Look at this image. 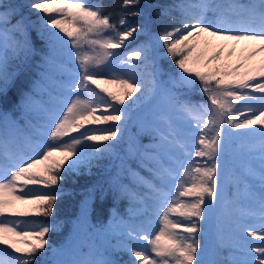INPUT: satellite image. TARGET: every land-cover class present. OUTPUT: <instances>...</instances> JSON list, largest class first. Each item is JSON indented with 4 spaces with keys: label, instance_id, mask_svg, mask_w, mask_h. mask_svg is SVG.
<instances>
[{
    "label": "snow or ice",
    "instance_id": "obj_1",
    "mask_svg": "<svg viewBox=\"0 0 264 264\" xmlns=\"http://www.w3.org/2000/svg\"><path fill=\"white\" fill-rule=\"evenodd\" d=\"M139 2L122 0L121 7ZM28 7L47 50L39 78L20 98L25 126L0 112V264H118L109 234L126 238L116 248L134 258L131 264H264V0L157 5V15L173 21L155 36L163 54L151 42L119 52L147 25L129 26L123 15L114 23L102 3L33 0ZM17 15V5L0 0V97L36 55L24 18L13 23ZM161 55L171 57L175 71L160 66ZM197 92L206 99L193 100ZM153 99L159 111L153 123L134 119ZM129 122L152 134L143 151L133 135L127 148L149 172L131 173L145 191L130 190L118 176L112 185L138 205V222L88 224L86 199L74 235L52 246L47 234L59 225L35 218L53 216L66 174L118 156ZM100 123L108 126L86 127ZM238 160L239 171L230 167ZM214 216L216 247L228 250L226 259H206L198 238ZM85 228L93 230L91 240L80 244L76 234ZM249 238L260 243L254 247Z\"/></svg>",
    "mask_w": 264,
    "mask_h": 264
},
{
    "label": "trees",
    "instance_id": "obj_2",
    "mask_svg": "<svg viewBox=\"0 0 264 264\" xmlns=\"http://www.w3.org/2000/svg\"><path fill=\"white\" fill-rule=\"evenodd\" d=\"M32 2L33 0H3L4 4L13 3L18 6V15L13 18V23L21 17L24 18V22L28 26L31 42L36 49V55L27 63V65H22L18 69L17 76L15 77L13 84L9 87L6 95L0 97V112L9 113L22 127L25 126V118L22 109L18 107L20 98L22 93L32 90L33 82L39 78L40 69L37 68V65H39L38 61L42 60V56L47 50L45 41L40 35H38L40 22L38 21L36 12L28 7ZM173 2L174 0H140L138 5H131L127 8L121 7L122 0H89L88 3H102L105 14L111 13V18L114 23H117L120 16L123 15L129 26L147 25V33L145 35L137 36L135 40L131 39L128 41V51L130 46H134L142 40L140 38L143 37L147 40L148 37L155 52L163 54L166 52V49L162 46H156L157 41L155 36L161 31L170 29L173 26V21L168 16L157 15L159 8L156 6L168 5ZM136 12H140L141 15H134ZM173 15L177 16V18L179 17L178 12L173 13ZM123 48L124 47H121V49ZM157 62L165 70H168L169 68L173 71L176 70L175 65L171 62V57L169 56L161 55ZM109 78L110 76L107 77V79ZM107 85L108 87L103 84L102 87H106L112 91H117V88H120L116 84L112 88H110L112 85ZM192 99L201 100L206 98L202 97L197 92L192 94ZM144 104L133 112L134 119ZM242 111L244 110L242 109ZM97 114L102 115L103 113L98 112ZM107 114H111V112L109 111ZM107 126V124L100 123L98 125L86 127L104 128ZM138 130L139 126L136 123L129 122V129L124 133V137L116 149L118 156L105 157L97 162L98 166L94 165L91 169L81 168L79 172L68 173L65 175L64 179L60 181L59 188L61 189V195L54 204L53 216L48 218H35L59 225L56 230L47 234L52 246H59L65 240L70 239L74 235V225L78 217L81 215L82 202L86 199L90 200L87 217L88 224L101 226L119 218H127L131 222L137 219L134 216V210L138 205L134 204L128 196L120 195L114 189L112 179L118 176L120 183L127 185L130 190L140 193L145 191L142 187H137L134 179H132L128 173L130 169H133V171L138 172L141 176H149L147 168L140 165L141 161L139 156H133L126 153L130 135L136 137L139 134V141L147 138L146 135L141 138L140 133L142 131L140 130L139 132ZM95 134L102 135L104 133L96 132ZM237 146L238 144L234 142L232 148L235 149ZM119 157H123L124 159L121 160ZM243 164V160H238L230 165V167H235L236 170L239 171L243 167ZM18 207L23 208L27 207V205H18ZM226 219V217L223 219V223ZM203 227L204 231L198 238L201 240L202 245L206 247V259H226L228 256V250L218 249L216 247L215 216L211 221H203ZM92 231L91 228L81 230L76 234L77 242L80 244L89 243L91 239L89 233ZM108 238L111 240L109 242L111 245H109L112 246L113 258L116 259L118 264H131L132 256H129L128 252L117 250L116 248L118 240L122 239L113 235ZM107 240L106 237V241Z\"/></svg>",
    "mask_w": 264,
    "mask_h": 264
},
{
    "label": "rangeland",
    "instance_id": "obj_3",
    "mask_svg": "<svg viewBox=\"0 0 264 264\" xmlns=\"http://www.w3.org/2000/svg\"><path fill=\"white\" fill-rule=\"evenodd\" d=\"M141 34H144V33H141ZM132 38H129L128 39V41H130ZM128 41H126L125 42V44L127 45L128 44ZM143 43H149V39H148V37H147V40H145ZM142 44V43H141ZM138 45H140V44H138ZM156 46L157 47H161V45H160V43H158L157 42V44H156ZM237 50H239V45H238V49ZM126 52V51H125ZM41 63V60H39L38 61V64H40ZM106 79H107V77H105ZM109 79H112V77L110 76V78ZM112 85V86H111ZM115 84H110L109 86H111L110 88H112L113 86H114ZM117 85V84H116ZM105 86H107L108 87V85L107 84H105ZM119 86V85H118ZM120 87V86H119ZM119 89L120 88H117V91H119ZM126 103H127V101H126ZM155 105H156V100L155 99H153V100H151L150 102H148V103H146V104H144V106L141 108V110L138 112V114H137V116H136V118L137 117H140V118H142V119H144V121H145V123L146 124H151V123H153V121L156 119V117H158L159 116V111L155 108ZM139 132H140V128H139V130H138ZM141 138H143L145 135H146V137H147V139H144V140H142V141H139V139H138V137H139V134L135 137L136 138V140L139 142V145L141 146V148H140V151H143L144 150V148H143V146H150L151 145V143H152V134L151 133H149V132H147V131H142L141 133ZM126 153H128V152H126ZM136 156H139L138 154L136 155ZM140 165L141 166H143L142 164H141V162H140ZM132 172H135V171H133V169H130L129 170V175L131 176V178L133 179V176L131 175V173ZM138 173V172H137ZM249 223L251 224V223H258V222H256V221H249ZM109 223H107V224H105V225H108ZM223 228H224V231H225V234L226 235H229V234H231V232H232V229H233V226H232V224H231V222H230V220L227 218L226 220H225V222L223 223ZM158 230V229H157ZM111 236V234H109V235H107V237H110ZM113 238V237H112ZM111 238V239H112ZM119 239H125L124 237H118ZM251 240H252V243H253V246L255 247L257 244H259L260 243V241L257 239V238H250ZM129 243V242H128ZM141 243H143V242H141ZM123 251V250H122ZM125 252V251H124ZM123 252V253H124ZM129 256H130V254H129ZM132 260L134 259L133 257L131 258ZM130 259V260H131Z\"/></svg>",
    "mask_w": 264,
    "mask_h": 264
}]
</instances>
